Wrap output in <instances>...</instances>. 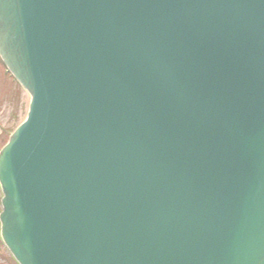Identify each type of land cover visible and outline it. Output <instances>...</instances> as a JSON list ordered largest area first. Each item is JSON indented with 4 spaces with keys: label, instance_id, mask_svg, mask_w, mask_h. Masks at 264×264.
<instances>
[{
    "label": "water",
    "instance_id": "95a60500",
    "mask_svg": "<svg viewBox=\"0 0 264 264\" xmlns=\"http://www.w3.org/2000/svg\"><path fill=\"white\" fill-rule=\"evenodd\" d=\"M0 56L19 264H264V0H0Z\"/></svg>",
    "mask_w": 264,
    "mask_h": 264
},
{
    "label": "rangeland",
    "instance_id": "374dc122",
    "mask_svg": "<svg viewBox=\"0 0 264 264\" xmlns=\"http://www.w3.org/2000/svg\"><path fill=\"white\" fill-rule=\"evenodd\" d=\"M0 77L3 85V90L0 93V150L8 142L10 134L18 127L25 119L26 112L28 111L29 96L24 90L19 89L18 92L14 86L0 70ZM18 89V87H17ZM5 93V95H4ZM1 198V191H0ZM1 209V208H0ZM0 264H16L10 256L7 249L4 247L0 237Z\"/></svg>",
    "mask_w": 264,
    "mask_h": 264
}]
</instances>
